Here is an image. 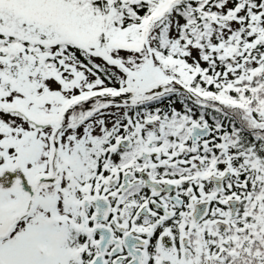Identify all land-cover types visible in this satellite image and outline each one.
I'll return each mask as SVG.
<instances>
[{
	"label": "snow or ice",
	"instance_id": "obj_1",
	"mask_svg": "<svg viewBox=\"0 0 264 264\" xmlns=\"http://www.w3.org/2000/svg\"><path fill=\"white\" fill-rule=\"evenodd\" d=\"M0 264H264V0H0Z\"/></svg>",
	"mask_w": 264,
	"mask_h": 264
}]
</instances>
